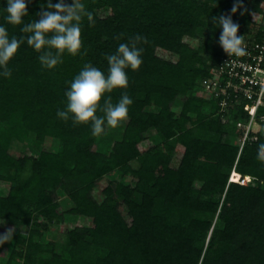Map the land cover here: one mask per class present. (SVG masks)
<instances>
[{"label": "trees", "instance_id": "trees-1", "mask_svg": "<svg viewBox=\"0 0 264 264\" xmlns=\"http://www.w3.org/2000/svg\"><path fill=\"white\" fill-rule=\"evenodd\" d=\"M84 2L95 23L83 18L79 54L65 52L62 63L45 68L25 40L8 62L11 76H0V180L9 183L0 220L16 227L7 264H264V162L257 158L264 132L240 151L243 100L233 93L240 102L221 113V98L200 92L227 53L212 17L232 15L238 35L257 24L261 37L264 0H243L234 13L237 0ZM6 3L0 0V23L10 36L26 35L4 19ZM41 4L47 0H28L25 23L39 18ZM136 34L147 37L138 45L142 64L127 69L126 88L105 93L115 103L126 92L133 103L121 138L102 149L97 142L111 126L93 135L90 123L65 121L57 109L86 63L107 72L105 54ZM257 120L264 127V105ZM50 137L56 149L43 147ZM15 140L39 153H14ZM233 168L252 181H231ZM66 214L92 223L69 229L58 250L43 236Z\"/></svg>", "mask_w": 264, "mask_h": 264}, {"label": "clouds", "instance_id": "clouds-1", "mask_svg": "<svg viewBox=\"0 0 264 264\" xmlns=\"http://www.w3.org/2000/svg\"><path fill=\"white\" fill-rule=\"evenodd\" d=\"M28 0H7L4 19L21 25L20 31L26 35L19 38L10 36L7 27L0 23V76H11L8 62L17 53L19 47L27 44L39 53L38 60L42 67L54 68L63 61V53L72 55L80 53L82 48V20L86 16L89 24H94V13L86 8L84 0H47L41 4L38 19L24 22L28 14ZM243 0H237L232 7L236 12ZM213 23L222 30L219 43L228 55L241 56L246 52L244 35H238L239 24L232 15L223 13L212 17ZM147 42V37L136 34L127 41L118 44L112 53H106L107 72L86 63L67 83L65 89L66 104L57 109V116L65 121L71 119L74 124L90 123L92 134L104 133L106 126L116 127L128 116L132 97L126 92L115 103L110 93L113 89L128 86L127 69L137 70L143 62V48L138 46ZM104 97L101 104V98ZM99 109L103 115H98ZM257 158L264 162V143L259 144ZM13 238V229L9 228L0 234V244Z\"/></svg>", "mask_w": 264, "mask_h": 264}, {"label": "built area", "instance_id": "built-area-1", "mask_svg": "<svg viewBox=\"0 0 264 264\" xmlns=\"http://www.w3.org/2000/svg\"><path fill=\"white\" fill-rule=\"evenodd\" d=\"M257 31L239 32L244 35V55H226L219 66L213 69V75L203 80L204 89L200 91L205 96L215 93L220 97L219 112L228 113L229 108L239 100L231 101V95L243 100L244 114L237 120L239 129L240 151L248 140H256L264 127L257 120L260 106L264 105V36L258 37ZM239 110V109H238ZM233 168L230 180L242 184L252 181L250 175H242Z\"/></svg>", "mask_w": 264, "mask_h": 264}, {"label": "rangeland", "instance_id": "rangeland-1", "mask_svg": "<svg viewBox=\"0 0 264 264\" xmlns=\"http://www.w3.org/2000/svg\"><path fill=\"white\" fill-rule=\"evenodd\" d=\"M248 2H251V0H248ZM263 7V12L259 13L257 15L256 20L259 22V24H264V2L261 4ZM259 25L256 24L254 27V31H257V28ZM158 54L161 56H164L165 58H175V54L170 53V51L163 49V48H158L157 49ZM127 122V118L122 122V124L116 126V127H111L107 128L106 135L101 137V141H98L97 144L102 142V149L109 150L112 144V140L114 139H119L122 136V128L124 124ZM150 134H153L150 132ZM12 151L16 154L20 153H30V154H38L39 149L35 148L33 145H30L28 143H24L21 141H13L12 143ZM57 140L55 138H48L45 143L43 144L44 148L47 149H56L57 148ZM117 175L119 173H116ZM106 182L102 181L100 184L95 188V196L99 199L102 200L104 195L102 193V188L105 186ZM9 189V183L3 180H0V193H6ZM63 206L65 208H68L71 206V201L68 197H63L61 199ZM42 219V218H41ZM92 223V219L85 217V216H80V217H75V216H69L68 214L65 215L63 218H58L55 219L50 225L49 229L45 231L43 240L49 241V240H54L58 244V250H60L62 244L66 240L67 236V231L71 229L72 227L76 225H90ZM9 228L13 229V233L16 230V227L12 224H10L8 221L1 219L0 220V234L5 233ZM24 230H27V227H24ZM11 240H9V243L4 244L2 252L0 254V262L7 264L8 256L10 254V251L12 249V245L10 244Z\"/></svg>", "mask_w": 264, "mask_h": 264}, {"label": "bare ground", "instance_id": "bare-ground-1", "mask_svg": "<svg viewBox=\"0 0 264 264\" xmlns=\"http://www.w3.org/2000/svg\"><path fill=\"white\" fill-rule=\"evenodd\" d=\"M239 174V173H238Z\"/></svg>", "mask_w": 264, "mask_h": 264}]
</instances>
